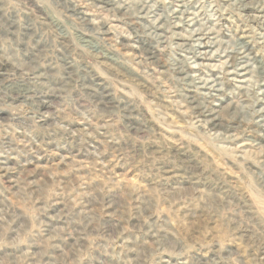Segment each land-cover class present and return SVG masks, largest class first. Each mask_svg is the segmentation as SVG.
Segmentation results:
<instances>
[{"label": "rangeland", "instance_id": "1", "mask_svg": "<svg viewBox=\"0 0 264 264\" xmlns=\"http://www.w3.org/2000/svg\"><path fill=\"white\" fill-rule=\"evenodd\" d=\"M107 2L0 0V264H264V0Z\"/></svg>", "mask_w": 264, "mask_h": 264}, {"label": "bare ground", "instance_id": "2", "mask_svg": "<svg viewBox=\"0 0 264 264\" xmlns=\"http://www.w3.org/2000/svg\"><path fill=\"white\" fill-rule=\"evenodd\" d=\"M94 1H95V0H94ZM97 1H98V2L101 1V2H103V3H106L108 0H107L106 2H105V0H97ZM107 3H108V2H107ZM103 5H104V4H103ZM73 6H74V5H73ZM104 6H105V5H104ZM121 7H122V6H121ZM123 7H124V6H123ZM143 7H144V6H143ZM113 8H114V7H113ZM116 8H117V7H116ZM75 9H77V8H75ZM120 9H122V8H120ZM75 11H76V10H75ZM75 11H74V12H75ZM110 11H111V10H110ZM119 11H120V10H119ZM76 12H77V11H76ZM124 12H125V11H124ZM118 13H119V12H118ZM120 13H121V12H120ZM75 14H77V13H75ZM81 14H82V13H81ZM124 14H125V13H124ZM79 16H80V15H79ZM87 16H88V15H87ZM87 16H85V17H87ZM81 18H82V15H81ZM88 18H89V17H88ZM82 20H83V19H82ZM78 22H79V21H78ZM84 22H85V21H84ZM87 25H89V24H87ZM87 27H88V26H87ZM91 27H92V26H91ZM179 39H181V38H179ZM182 39H183V38H182ZM183 40H184V39H183ZM183 46H184V45H183ZM146 52H147V51H146ZM150 52H151V51H150ZM151 53H152V52H151ZM240 53H241V51H240ZM148 54H149V53H148ZM242 54H243V52H242ZM242 54L239 55V56H243ZM244 54H245V53H244ZM235 55H236V54H235ZM231 56H232V55H231ZM152 57H154V55H153ZM231 58H233V57H231ZM178 63H179V62H178ZM232 63H233V62H232ZM183 66H184V65H183ZM178 70H179V69H178ZM177 73H178V72H177ZM180 73H181V74H184V73H185V70H181ZM185 75H186V74H185ZM185 75H184V76H185ZM192 100H193V96H192ZM198 100H199V99H198ZM207 100H208V99H207ZM195 101H196V99H195ZM190 103H191V102H190ZM192 103H193V102H192ZM196 103H197V102H196ZM194 104H195V103H194ZM192 106H193V105H192ZM194 106H195V105H194ZM199 107H200V106H199ZM191 108H192V107H191ZM197 108H198V107H197ZM188 109H189V108H188ZM195 109H196V107H195ZM193 111H194V109H193ZM195 113H196V112H195ZM212 116H213V115H212ZM211 120H212V119H211ZM208 123H209V122H208ZM213 123H217V121H213ZM215 126H217V125H215Z\"/></svg>", "mask_w": 264, "mask_h": 264}]
</instances>
